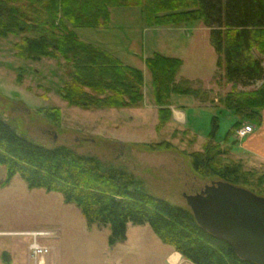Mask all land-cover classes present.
Segmentation results:
<instances>
[{"label": "trees", "instance_id": "16d2710c", "mask_svg": "<svg viewBox=\"0 0 264 264\" xmlns=\"http://www.w3.org/2000/svg\"><path fill=\"white\" fill-rule=\"evenodd\" d=\"M131 6L141 8L147 27L202 22L209 29L217 67L232 88L221 102L238 116L226 140L242 120H260L259 111L264 109V0H0V38H17L12 49L18 58L56 60L66 77L59 91L67 104L84 109L137 108L144 100L142 71L83 41L75 30L108 27L111 8ZM144 63L151 75L157 125L162 127L172 119V93L199 96L201 91L190 80L176 82L182 65L179 58L154 52ZM257 81L261 84L254 89L237 90ZM40 110L60 123V108ZM218 127L215 116L202 149L189 153L192 170L201 177L216 176L263 194L264 170L246 168L240 160L222 162L221 156L230 147L215 141ZM192 137L190 143L197 140ZM153 145L171 147L167 142ZM0 165L5 169L3 186L18 174L29 188L61 193L89 224L109 226L110 245L126 239L129 222L148 224L164 244L191 264H257L239 257L224 240L204 230L188 207L148 193L132 173L105 166L95 156L79 154L65 145L35 143L1 116Z\"/></svg>", "mask_w": 264, "mask_h": 264}, {"label": "rangeland", "instance_id": "374dc122", "mask_svg": "<svg viewBox=\"0 0 264 264\" xmlns=\"http://www.w3.org/2000/svg\"><path fill=\"white\" fill-rule=\"evenodd\" d=\"M110 11L108 27L75 30L83 41L110 51L124 64L143 72V105L84 109L67 104L59 91L66 77L57 61L16 57L12 45L17 38L9 36L0 38V116L35 143L46 147L65 145L79 154L93 155L105 166L132 173L148 193L187 207L183 193L193 194L219 181L216 176L197 175L189 153L202 149L213 117L219 121L217 142L225 138L230 123L238 117L226 111L221 102L232 88L217 67L209 29L202 22L147 27L138 6L114 7ZM154 52L182 60L176 82L192 80L194 89L201 91L199 96L170 95V104L186 115V125L173 119L162 127L157 125L151 75L144 63ZM237 90L242 89L238 86ZM199 101L223 108L215 105L205 109ZM46 107L61 109L60 123L46 118L40 110ZM188 125L197 134L188 130ZM192 136L197 137L194 143L189 142ZM161 142L171 147L153 145ZM221 160L234 161L230 152ZM252 169L264 170V166ZM4 178L5 169L0 165V264L5 259H11L12 264H34L28 248L33 237L27 234L33 231L47 232L38 236L37 242L51 248L45 255L49 260L58 252L59 264H169L166 253L172 247L164 244L148 224L129 222L126 239L110 245L109 226L89 224L80 209L66 203L61 193L29 188L18 174L3 186Z\"/></svg>", "mask_w": 264, "mask_h": 264}, {"label": "water", "instance_id": "95a60500", "mask_svg": "<svg viewBox=\"0 0 264 264\" xmlns=\"http://www.w3.org/2000/svg\"><path fill=\"white\" fill-rule=\"evenodd\" d=\"M183 197L204 230L224 240L239 257L264 264V196L219 180Z\"/></svg>", "mask_w": 264, "mask_h": 264}, {"label": "crops", "instance_id": "0c3cea01", "mask_svg": "<svg viewBox=\"0 0 264 264\" xmlns=\"http://www.w3.org/2000/svg\"><path fill=\"white\" fill-rule=\"evenodd\" d=\"M262 64L264 66V57L262 59ZM222 72H223V70L220 72L221 76H224V72L223 73ZM143 77H144V74H143ZM260 84H261V81H257L251 86H246V87L239 86V89L250 90L249 88L254 89V88L258 87ZM205 85H207V84H205ZM227 89H229V86L227 87ZM199 102H198V105L199 104L202 105L205 109H210L211 107L216 105L215 104V105L207 106V105L203 104L202 101H199ZM216 106H218V109L223 108V106H221L220 104H217ZM170 108L172 111V119L174 121L182 122L185 125L189 123L187 121L186 115L183 112L176 110L173 107V105H171V104H170ZM224 109L226 111H229L226 108H224ZM259 115H260L259 121H257V120H242L241 121V124H240L241 126L244 124H251L252 125V131L249 132L243 138L238 139L235 136V133H233V135L231 137H229L227 140L224 137L221 138V140H219V143L225 144L228 147H230V157L232 159L240 160L243 162L244 165H249L251 168L264 166V109L259 111ZM237 119L235 118L230 123V127L234 123H236ZM218 125H219V121H218ZM188 126H189L188 130H190L191 132H193V133L198 132V131H195V129L193 128L192 125H191V127H190V125H188ZM49 249H51V248H49ZM43 260H44V264H59L61 262V257L58 255V252H57L56 255H54L52 258H50V260L48 257H45V256H44ZM166 260L169 264H191L189 261L182 258L180 253L175 251L173 248L166 253ZM4 264H12V260L11 259H5Z\"/></svg>", "mask_w": 264, "mask_h": 264}, {"label": "built area", "instance_id": "2783aa9c", "mask_svg": "<svg viewBox=\"0 0 264 264\" xmlns=\"http://www.w3.org/2000/svg\"><path fill=\"white\" fill-rule=\"evenodd\" d=\"M252 130V126L247 124L236 130V135L238 138H243ZM29 235L33 237L32 242L29 244V250L31 257L36 260V264H44V256L49 252V248L45 245H41L37 242V237L47 234L45 231H33L29 232Z\"/></svg>", "mask_w": 264, "mask_h": 264}]
</instances>
